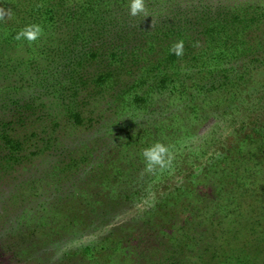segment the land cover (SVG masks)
<instances>
[{
    "label": "rangeland",
    "instance_id": "374dc122",
    "mask_svg": "<svg viewBox=\"0 0 264 264\" xmlns=\"http://www.w3.org/2000/svg\"><path fill=\"white\" fill-rule=\"evenodd\" d=\"M16 1L0 0V6ZM156 1L159 8L165 0H145V6ZM185 1L207 0H173ZM222 1L238 8L264 6V0ZM9 22L0 15L1 66L19 67L28 61L41 65L43 57L34 51V41L4 42L17 33ZM253 73L254 86H262L264 69L260 72L254 65ZM35 99L36 113L28 116V124L8 115V120L17 122L11 136L22 139L25 149L19 161L0 163V264H86L98 251L102 253L97 264H155L169 239L150 236L144 211L161 184L187 193L192 201L196 196L205 200L199 209L206 220L190 228L195 230L193 243L187 253L176 250L181 256L178 264H264V99L259 108L254 101H240L235 118L220 117L221 110H214L215 97L205 105L195 101V112L188 110L191 104L168 98L154 107L159 112L155 115L129 109L103 111L102 120L93 127L73 125L63 95L38 92ZM243 108L257 112L261 137L228 154L212 147L234 134L232 128L238 124L233 120L248 125L254 116ZM6 114L0 109V119L6 120ZM57 121L64 128L53 130ZM170 131L177 133L171 136ZM30 132L37 133L36 138L26 143ZM157 142L172 154L170 169L181 156H203L215 165L208 172L196 171L184 183L180 176L177 186L172 176L163 178L164 170H145L143 146ZM190 163L181 166V174ZM156 224L154 228L163 226ZM180 242L173 244L177 248ZM107 246L109 253L101 249ZM86 249L88 255H81ZM212 251L214 259H210Z\"/></svg>",
    "mask_w": 264,
    "mask_h": 264
},
{
    "label": "trees",
    "instance_id": "16d2710c",
    "mask_svg": "<svg viewBox=\"0 0 264 264\" xmlns=\"http://www.w3.org/2000/svg\"><path fill=\"white\" fill-rule=\"evenodd\" d=\"M128 4L129 0H18L16 4L0 6V15H6L10 19L7 25L16 26L17 32L4 42L38 25L40 35L31 41L36 54L43 57L41 65L28 61L20 68L7 63L9 67L1 66L0 59V109L7 112L6 120L0 119V163L22 158L24 141L11 134L17 122L28 124V116L36 113L38 92L63 95L75 126L93 127L102 120L103 111L123 113L129 109L145 116L155 115L159 112L154 107L168 98L191 104L188 110L195 112V101L205 105L215 97L214 110H221L220 117L237 118L234 110L239 108L235 106L242 100L247 104L254 101L259 108L264 99V82L256 88L252 80L254 65L260 72L264 69V6L238 8L222 0L202 4L165 0L159 8V1L145 6V17L129 15ZM179 41H183V54L177 56L170 48ZM18 94L23 95L19 101L14 99ZM240 110L255 118L248 125L244 120H233L238 124L232 128L234 134L218 139L212 146L224 154L236 147L251 146L261 137L257 112ZM8 115L17 122L8 120ZM60 127L64 128L60 122H53V130ZM176 133L169 132L171 136ZM36 135L26 134V143ZM146 144L143 148L150 146ZM202 157H179L175 167L163 171V178L172 176L177 185L180 176L184 183L196 171L208 172L215 164ZM189 161L181 174V166ZM156 190V196L145 207V226L150 236L168 238L169 245L155 264H178L176 259L181 256L176 250L187 253L195 232L190 228L206 220L199 209L205 200L196 196L192 201L187 193L167 184ZM177 219L182 220L178 223ZM154 221L163 226L154 228ZM178 240L183 244L176 248L173 243ZM101 249L111 251L109 246ZM87 253L88 249L80 254ZM101 253L91 254L93 260L86 264H97ZM214 258L212 251L210 259Z\"/></svg>",
    "mask_w": 264,
    "mask_h": 264
},
{
    "label": "clouds",
    "instance_id": "9594fccd",
    "mask_svg": "<svg viewBox=\"0 0 264 264\" xmlns=\"http://www.w3.org/2000/svg\"><path fill=\"white\" fill-rule=\"evenodd\" d=\"M128 8L129 15L131 16H148L145 0H129ZM40 31L38 25H32L20 32L16 38L21 39L23 37L29 41L35 40L40 35ZM170 51L177 56L182 55L183 41L175 43L170 48ZM141 155L144 159L145 170L148 172L162 171L169 168L172 164V154L169 148L159 142L153 143L143 149Z\"/></svg>",
    "mask_w": 264,
    "mask_h": 264
}]
</instances>
